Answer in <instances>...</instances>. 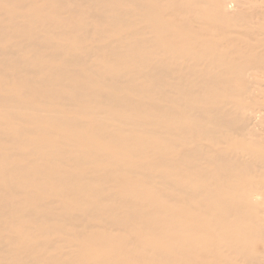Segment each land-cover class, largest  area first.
I'll return each mask as SVG.
<instances>
[{"label":"bare ground","instance_id":"bare-ground-1","mask_svg":"<svg viewBox=\"0 0 264 264\" xmlns=\"http://www.w3.org/2000/svg\"><path fill=\"white\" fill-rule=\"evenodd\" d=\"M0 264H264V0H0Z\"/></svg>","mask_w":264,"mask_h":264}]
</instances>
